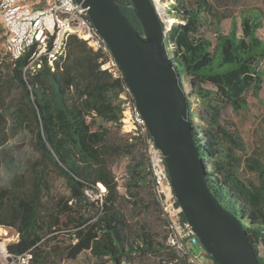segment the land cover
Returning <instances> with one entry per match:
<instances>
[{"label": "trees", "instance_id": "16d2710c", "mask_svg": "<svg viewBox=\"0 0 264 264\" xmlns=\"http://www.w3.org/2000/svg\"><path fill=\"white\" fill-rule=\"evenodd\" d=\"M173 1L168 14L178 20L166 32V42L185 86H190L192 127L210 186L222 204L244 220L264 264V162L254 159L248 164L259 182L244 181L240 160L226 144L238 142L220 122L227 104L244 110L250 91L258 94L263 87L260 13L243 15L241 23L234 20L229 32L221 28L223 18L215 15L213 41L201 30L210 23L209 0ZM120 7L142 31L134 10L126 4ZM162 24L167 29L166 22ZM34 50L17 60L8 52L7 61L0 62V170L10 141L25 130L32 133L38 154L28 160L25 172L0 186V226L19 234L10 250H31L32 264H63L84 252L97 257L94 264H196L194 251L183 254L168 242L169 220L145 145L123 131L121 81L104 69V54L71 35L66 57L52 65L43 59L41 67L32 69ZM192 97L205 108L207 130L196 125ZM124 157L130 162L122 193L113 165ZM57 178L64 180L67 194L55 190Z\"/></svg>", "mask_w": 264, "mask_h": 264}, {"label": "water", "instance_id": "95a60500", "mask_svg": "<svg viewBox=\"0 0 264 264\" xmlns=\"http://www.w3.org/2000/svg\"><path fill=\"white\" fill-rule=\"evenodd\" d=\"M77 1L88 8L90 19L120 64L150 135L164 154L174 195L201 245L217 264H261L244 220L222 204L210 186L193 132L188 92L169 52L159 3ZM120 4L134 10L142 31L134 27Z\"/></svg>", "mask_w": 264, "mask_h": 264}, {"label": "built area", "instance_id": "2783aa9c", "mask_svg": "<svg viewBox=\"0 0 264 264\" xmlns=\"http://www.w3.org/2000/svg\"><path fill=\"white\" fill-rule=\"evenodd\" d=\"M0 16L8 32V51L14 60L35 47L29 64L32 69L41 67L43 59L52 65L66 57L71 35L84 39L95 51L104 54V69L121 81L120 100L125 113L123 131L140 138L145 145L151 177L162 196L163 210L169 220L168 242L183 254L194 251L191 257L196 264H212L174 195L164 154L150 135L124 72L90 19L88 8L77 0H0ZM1 227L7 231H0V264H32L31 250L23 253L10 250L9 245L18 240V232L12 227ZM197 247L202 250L197 252Z\"/></svg>", "mask_w": 264, "mask_h": 264}, {"label": "rangeland", "instance_id": "374dc122", "mask_svg": "<svg viewBox=\"0 0 264 264\" xmlns=\"http://www.w3.org/2000/svg\"><path fill=\"white\" fill-rule=\"evenodd\" d=\"M156 1L159 3L160 9L165 17L167 25L166 31H168L171 29V25L178 20L168 14L169 4L174 1L171 0L169 4H164L162 0ZM188 2L194 4L196 0H188ZM209 2L212 8L207 15L210 23L206 24L201 30L213 41L216 40V20L218 19L215 15L223 18L221 28L223 31L229 32L234 20L241 23L242 16L250 12L260 13L263 27L259 30V35L264 40V0H209ZM165 11L168 14L167 16L165 15ZM0 28V62H6L9 57L7 47L8 38L3 27L1 16ZM189 87V83L187 82L186 91H188ZM208 87L212 86L208 85ZM191 99L193 100V108L197 112L195 118L196 125L201 130H207L209 128L208 122L202 117L206 113L204 106L195 97ZM248 101L249 106L244 110L236 109L231 104H227L222 111L220 122L232 134L233 139L238 142V144H235L229 140L226 144L233 149V156L240 160L239 172L241 177L246 182L248 180L259 182V176L250 169L248 164H254V159L264 162V84L258 94L253 90L250 91ZM32 140V133L25 130L19 137H15L10 141L3 153V165L0 170V186L6 185L13 174L25 172L28 160L38 155L33 147ZM129 162L130 158L124 157L113 165V170L116 173L122 193L126 192ZM211 164L214 166V162H211ZM54 187L56 191L68 193L62 178L55 179ZM101 191L104 190L101 188ZM240 201L245 202L243 199ZM7 229L11 234L14 233L11 228ZM196 249L197 252L202 250L201 247H197ZM260 253L264 257V245L260 246ZM96 259L97 257L90 252H84L76 259L65 260L63 264H94Z\"/></svg>", "mask_w": 264, "mask_h": 264}, {"label": "bare ground", "instance_id": "6f19581e", "mask_svg": "<svg viewBox=\"0 0 264 264\" xmlns=\"http://www.w3.org/2000/svg\"><path fill=\"white\" fill-rule=\"evenodd\" d=\"M100 186H101L103 189H105V187H104L102 184H100ZM0 231H1V232H6L7 230H6V228H2V227L0 226Z\"/></svg>", "mask_w": 264, "mask_h": 264}]
</instances>
